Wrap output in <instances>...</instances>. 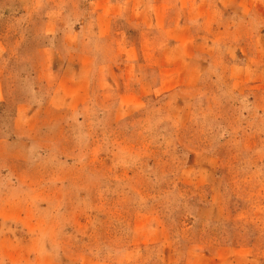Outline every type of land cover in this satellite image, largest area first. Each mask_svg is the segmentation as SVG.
I'll return each mask as SVG.
<instances>
[{
    "label": "rangeland",
    "instance_id": "1",
    "mask_svg": "<svg viewBox=\"0 0 264 264\" xmlns=\"http://www.w3.org/2000/svg\"><path fill=\"white\" fill-rule=\"evenodd\" d=\"M0 264H264V0H0Z\"/></svg>",
    "mask_w": 264,
    "mask_h": 264
}]
</instances>
